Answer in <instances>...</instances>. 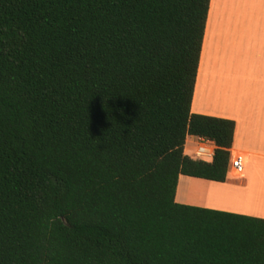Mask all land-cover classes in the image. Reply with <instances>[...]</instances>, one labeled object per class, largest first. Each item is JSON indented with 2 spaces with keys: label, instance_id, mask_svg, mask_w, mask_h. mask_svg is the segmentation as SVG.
Instances as JSON below:
<instances>
[{
  "label": "trees",
  "instance_id": "trees-1",
  "mask_svg": "<svg viewBox=\"0 0 264 264\" xmlns=\"http://www.w3.org/2000/svg\"><path fill=\"white\" fill-rule=\"evenodd\" d=\"M209 7L0 0V264H264V219L176 202L229 176L235 122L191 111Z\"/></svg>",
  "mask_w": 264,
  "mask_h": 264
},
{
  "label": "crops",
  "instance_id": "crops-1",
  "mask_svg": "<svg viewBox=\"0 0 264 264\" xmlns=\"http://www.w3.org/2000/svg\"><path fill=\"white\" fill-rule=\"evenodd\" d=\"M191 111L235 122L246 162L225 183L181 176L176 202L264 219V0H210Z\"/></svg>",
  "mask_w": 264,
  "mask_h": 264
},
{
  "label": "built area",
  "instance_id": "built-area-1",
  "mask_svg": "<svg viewBox=\"0 0 264 264\" xmlns=\"http://www.w3.org/2000/svg\"><path fill=\"white\" fill-rule=\"evenodd\" d=\"M188 140L196 146L193 155L189 157L191 160L203 163L213 162L217 150L214 141L203 137H190ZM245 162L246 159L242 154H233L231 152L229 171H232L236 175H241L244 171Z\"/></svg>",
  "mask_w": 264,
  "mask_h": 264
},
{
  "label": "rangeland",
  "instance_id": "rangeland-1",
  "mask_svg": "<svg viewBox=\"0 0 264 264\" xmlns=\"http://www.w3.org/2000/svg\"><path fill=\"white\" fill-rule=\"evenodd\" d=\"M196 146H194L189 140L187 141L185 145V155L188 157H191L193 155V152L195 150Z\"/></svg>",
  "mask_w": 264,
  "mask_h": 264
}]
</instances>
